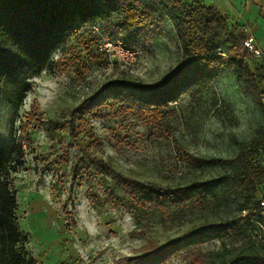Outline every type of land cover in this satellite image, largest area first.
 <instances>
[{
	"label": "rangeland",
	"instance_id": "obj_1",
	"mask_svg": "<svg viewBox=\"0 0 264 264\" xmlns=\"http://www.w3.org/2000/svg\"><path fill=\"white\" fill-rule=\"evenodd\" d=\"M97 35L93 50L105 64L77 66L70 49L78 44L69 40L29 80L17 110L0 107V144L12 123L25 152L8 181L17 199L21 244L38 264H134L148 244H163L205 218L229 214L215 202L165 223L139 224L107 189L117 180L97 159L138 180L183 184L218 171L195 167L186 154L232 157L264 126V94L261 109L231 71H222L196 97L183 95L161 118L136 111L132 99L101 86L119 79L151 84L169 76L180 59L170 22L147 45L140 43L133 61L100 50L103 35ZM235 48L247 52L240 43ZM218 246L215 240L205 249Z\"/></svg>",
	"mask_w": 264,
	"mask_h": 264
},
{
	"label": "trees",
	"instance_id": "obj_2",
	"mask_svg": "<svg viewBox=\"0 0 264 264\" xmlns=\"http://www.w3.org/2000/svg\"><path fill=\"white\" fill-rule=\"evenodd\" d=\"M168 22L180 52L173 72L151 84L109 81L100 91L114 90L123 99H132L136 111L150 110L161 118L183 95L196 97L222 71H231L244 93L263 109V56L238 52L235 46L242 45L245 37L242 26L238 29L214 6L194 0H0V107L6 104L17 110L29 90V80L69 40L78 44L76 50L70 49L75 63L87 69L93 61L105 64L93 50L97 34L137 50L140 43L147 45L162 33ZM91 25L98 32H92ZM24 154L11 123L0 144V264H38L21 244L17 199L8 181L9 174L23 164ZM186 156L195 167L216 168L217 173L183 184H160L126 176L97 159L117 180L107 189L139 224L154 219L165 223L215 202L228 208L225 217L205 218L163 244H148L133 263L264 264V236H256L262 220L259 200L264 196V126L240 143L232 157ZM215 240L219 246L206 250L205 245Z\"/></svg>",
	"mask_w": 264,
	"mask_h": 264
},
{
	"label": "crops",
	"instance_id": "obj_3",
	"mask_svg": "<svg viewBox=\"0 0 264 264\" xmlns=\"http://www.w3.org/2000/svg\"><path fill=\"white\" fill-rule=\"evenodd\" d=\"M214 6L239 29L245 26L263 50L264 60V0H194Z\"/></svg>",
	"mask_w": 264,
	"mask_h": 264
},
{
	"label": "built area",
	"instance_id": "obj_4",
	"mask_svg": "<svg viewBox=\"0 0 264 264\" xmlns=\"http://www.w3.org/2000/svg\"><path fill=\"white\" fill-rule=\"evenodd\" d=\"M89 28L92 32H98V27L96 25H91ZM242 31L245 35L242 41L243 48L255 58H261L263 56V50L259 46L254 36L248 32V29L245 26L242 27ZM101 39L102 41L99 45L100 50L104 49L105 51H109L113 49L115 53L118 54V56H121L122 59L129 61H133L135 59L137 50L124 47L119 39L111 40L107 36H102ZM114 56L115 54L111 55V57ZM259 206L261 208L260 212L262 220L257 225L256 236L260 238L261 236H264V196L260 198Z\"/></svg>",
	"mask_w": 264,
	"mask_h": 264
}]
</instances>
